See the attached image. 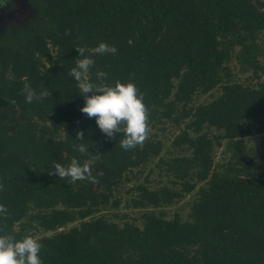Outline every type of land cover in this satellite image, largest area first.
<instances>
[{"label": "trees", "instance_id": "obj_1", "mask_svg": "<svg viewBox=\"0 0 264 264\" xmlns=\"http://www.w3.org/2000/svg\"><path fill=\"white\" fill-rule=\"evenodd\" d=\"M32 1L43 17L35 30L0 36V204L7 208L0 234L35 238L43 264H264V82L236 81L229 66L235 61L243 73L264 72V0ZM102 42L117 52L92 56L90 82L135 84L149 120L183 124L173 145L190 151L167 163L182 190L133 185L126 206L147 209L139 222L97 215L127 172L147 166L162 149L147 139L125 150L122 132L108 138L80 111L84 95L69 75L83 58L76 49ZM101 71L106 78H97ZM26 83L39 99L26 102ZM218 87L220 95L194 103ZM38 122L64 136L38 137ZM205 128L222 133L214 141ZM252 134L262 137L247 163L216 171L215 144L229 140L242 163L243 139ZM79 143L89 154L78 151ZM73 158L89 164L98 182L49 174ZM201 182L187 218L160 209ZM120 204L114 199L111 206ZM39 228L52 234L36 237Z\"/></svg>", "mask_w": 264, "mask_h": 264}, {"label": "rangeland", "instance_id": "obj_2", "mask_svg": "<svg viewBox=\"0 0 264 264\" xmlns=\"http://www.w3.org/2000/svg\"><path fill=\"white\" fill-rule=\"evenodd\" d=\"M10 2L12 5L10 4L11 6L9 10L0 17V36L7 31H19L24 34L27 30H35L34 23H36V19H43V17L40 15L39 9L36 7V3L32 0H11ZM259 42L264 44V31L260 33ZM229 66L234 73V79L236 81L250 86H256L261 82H264V72H260L258 75L253 72L243 73L239 70V65L235 61H231ZM221 92V87H218L208 94L198 95L195 98L194 103L197 104L200 102H208L220 95ZM149 126L151 131L148 139L155 142L160 141L162 146L160 154L156 156L147 166L140 167L139 170L135 169L133 173L127 172V179H125L121 184L114 186L113 189L110 190L112 194L108 200L109 203L107 208L97 213V215L104 214L108 218H114L117 221H121L123 218H125L139 222L140 215L147 209L144 208L139 210L126 206L131 203L130 201L127 203V199H131V195L133 194V185H135L138 181H146L151 189L154 187L160 188L163 186L169 189H174L176 192L183 189V186L180 183L181 180L175 177L174 172H172L167 165V163L171 162L175 157L181 156L183 154H190L189 150L177 148L173 145V141L175 137L181 132V127H183V124L178 125L176 120L173 119L159 118L156 120H149ZM203 131L207 132L208 136L214 141H217L216 136L222 133L215 128H205ZM35 134L38 137L43 136L45 138L64 136L62 132L53 133L51 128H49V124L42 122L37 123ZM261 137V135L252 134L243 139V149L246 156L244 160L245 162L242 163H237L239 156L238 150L235 148H233V150L229 149V140L222 139L220 144L216 143L213 153L215 170L223 173L230 166L235 165L236 167H242V165L247 163L246 161L249 160L251 154L255 152L257 146L260 143ZM88 162L92 163L93 160ZM201 184L202 182L199 183L197 188L190 193L184 192L183 197L180 199L176 198V201L173 203L165 206L162 205L160 209L166 211L167 217H172L176 213H179L184 219L187 218L191 204L196 199L198 195V188ZM101 189L103 190L104 188ZM114 199L121 200L120 206L116 209L111 206ZM148 209H151V207H148ZM115 212H119V217L114 216ZM124 215H126V217ZM77 223L78 222L69 224L67 227L69 228L72 225H76ZM51 234L52 231H44L41 228L37 229L36 231V237Z\"/></svg>", "mask_w": 264, "mask_h": 264}, {"label": "clouds", "instance_id": "obj_3", "mask_svg": "<svg viewBox=\"0 0 264 264\" xmlns=\"http://www.w3.org/2000/svg\"><path fill=\"white\" fill-rule=\"evenodd\" d=\"M76 51L83 58L77 59L76 66L70 70L69 75L77 82L79 93L84 95L85 104L80 111L89 118H95L97 126L108 138H113L116 133L122 132L124 139L119 143L123 149L130 150L138 145L142 146L149 138L151 129L149 110L143 102V94L139 93L136 85L117 81L114 86H109L103 82L94 84L89 79V71L95 64L92 56L115 55L117 52L115 46L102 42L97 47L91 49L79 47ZM86 52L90 55H85ZM107 75L101 71L97 73V78H106ZM23 92L27 103L39 99L27 83L24 85ZM87 93L92 95H85ZM76 138L83 141L85 139L83 131H78ZM78 151L82 155H87L89 147L79 143ZM54 167L55 171L49 174H57L60 179L70 177L73 183L81 180L98 182L91 174L90 165L87 163L81 165L76 158H73L67 167L59 163H56ZM3 188V184L0 183V191H3ZM0 215H7V208L3 204H0ZM41 248V243L30 235L22 240H15L12 235L0 234V264H43L39 255Z\"/></svg>", "mask_w": 264, "mask_h": 264}, {"label": "flooded vegetation", "instance_id": "obj_4", "mask_svg": "<svg viewBox=\"0 0 264 264\" xmlns=\"http://www.w3.org/2000/svg\"><path fill=\"white\" fill-rule=\"evenodd\" d=\"M10 1L11 0H0V17L9 10L10 6L12 5Z\"/></svg>", "mask_w": 264, "mask_h": 264}]
</instances>
